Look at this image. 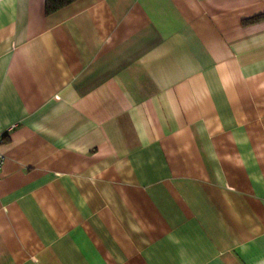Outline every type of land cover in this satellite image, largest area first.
Returning a JSON list of instances; mask_svg holds the SVG:
<instances>
[{"label": "crops", "instance_id": "1", "mask_svg": "<svg viewBox=\"0 0 264 264\" xmlns=\"http://www.w3.org/2000/svg\"><path fill=\"white\" fill-rule=\"evenodd\" d=\"M0 264H264V0H0Z\"/></svg>", "mask_w": 264, "mask_h": 264}, {"label": "trees", "instance_id": "2", "mask_svg": "<svg viewBox=\"0 0 264 264\" xmlns=\"http://www.w3.org/2000/svg\"><path fill=\"white\" fill-rule=\"evenodd\" d=\"M73 1L74 0H45V12L46 14H50Z\"/></svg>", "mask_w": 264, "mask_h": 264}, {"label": "built area", "instance_id": "3", "mask_svg": "<svg viewBox=\"0 0 264 264\" xmlns=\"http://www.w3.org/2000/svg\"><path fill=\"white\" fill-rule=\"evenodd\" d=\"M0 143H1V137H0ZM3 160H4V158H3V154H2V152L0 151V172H1L2 165H3Z\"/></svg>", "mask_w": 264, "mask_h": 264}]
</instances>
